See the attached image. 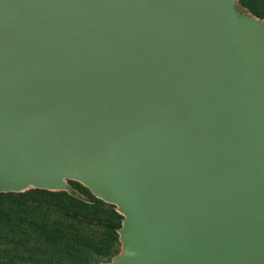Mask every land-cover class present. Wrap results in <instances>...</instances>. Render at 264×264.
<instances>
[{
  "label": "water",
  "instance_id": "95a60500",
  "mask_svg": "<svg viewBox=\"0 0 264 264\" xmlns=\"http://www.w3.org/2000/svg\"><path fill=\"white\" fill-rule=\"evenodd\" d=\"M239 0H0V193L123 216L101 264H264V19Z\"/></svg>",
  "mask_w": 264,
  "mask_h": 264
},
{
  "label": "trees",
  "instance_id": "16d2710c",
  "mask_svg": "<svg viewBox=\"0 0 264 264\" xmlns=\"http://www.w3.org/2000/svg\"><path fill=\"white\" fill-rule=\"evenodd\" d=\"M239 4L264 19V0ZM123 219L88 188L0 193V264L108 263L118 253Z\"/></svg>",
  "mask_w": 264,
  "mask_h": 264
},
{
  "label": "rangeland",
  "instance_id": "374dc122",
  "mask_svg": "<svg viewBox=\"0 0 264 264\" xmlns=\"http://www.w3.org/2000/svg\"><path fill=\"white\" fill-rule=\"evenodd\" d=\"M238 8L241 10V11H244V12H246V13H249L246 9H244L243 7H241L240 6V4H239V1H238ZM249 14H251V13H249ZM257 17V16H256ZM68 185L70 186V187H72L74 190H75V193L74 194H79L81 191H82V188H86L83 184H81V183H79V182H77V181H68ZM30 190H33V188H30V189H28V190H26L25 192H27V191H30ZM21 193H24V192H21ZM71 193V192H70ZM115 206V205H114ZM118 212V211H117ZM119 213V212H118ZM120 214V213H119ZM121 215V214H120ZM120 252H121V243H120V245L118 246V253L114 256V257H112V259L110 260V262L116 257V256H118L119 254H120Z\"/></svg>",
  "mask_w": 264,
  "mask_h": 264
}]
</instances>
